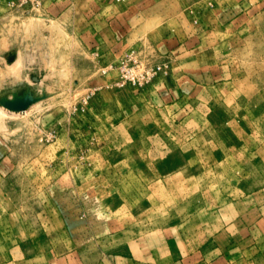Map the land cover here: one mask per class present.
<instances>
[{"label":"rangeland","instance_id":"374dc122","mask_svg":"<svg viewBox=\"0 0 264 264\" xmlns=\"http://www.w3.org/2000/svg\"><path fill=\"white\" fill-rule=\"evenodd\" d=\"M0 264H264V0H0Z\"/></svg>","mask_w":264,"mask_h":264},{"label":"water","instance_id":"95a60500","mask_svg":"<svg viewBox=\"0 0 264 264\" xmlns=\"http://www.w3.org/2000/svg\"><path fill=\"white\" fill-rule=\"evenodd\" d=\"M26 107V102H19L15 105L17 110H23Z\"/></svg>","mask_w":264,"mask_h":264},{"label":"crops","instance_id":"0c3cea01","mask_svg":"<svg viewBox=\"0 0 264 264\" xmlns=\"http://www.w3.org/2000/svg\"><path fill=\"white\" fill-rule=\"evenodd\" d=\"M46 65H47V63H46Z\"/></svg>","mask_w":264,"mask_h":264}]
</instances>
